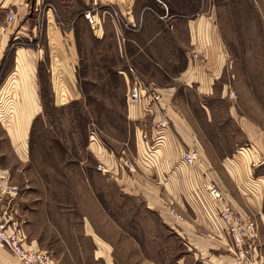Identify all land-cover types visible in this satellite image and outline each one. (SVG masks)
<instances>
[{
	"label": "crops",
	"instance_id": "crops-1",
	"mask_svg": "<svg viewBox=\"0 0 264 264\" xmlns=\"http://www.w3.org/2000/svg\"><path fill=\"white\" fill-rule=\"evenodd\" d=\"M59 1L63 17L53 16L51 0H0V10L6 13L15 7L18 15L37 12L39 6L47 9L44 44L46 58L52 65V52L60 53L62 64L66 60L60 24L73 28L81 23L90 25L86 14L94 16V20L107 17L117 33L122 24L132 39L117 38L131 44L133 70L162 96V101L152 108L145 102L128 105L127 119L135 124L137 135L131 161L125 156L132 164L130 169L120 167L123 155L107 150L97 154L100 165L108 172L97 171L117 188L110 194L118 197L121 207H131L137 217L124 222L116 214L120 220L116 221L103 205L102 214L110 220L102 215L101 221H94L85 212L78 221L77 208L52 202L47 205L45 199L30 194L31 190L21 193L11 183L8 172L0 168V223L16 222L23 233L24 246L48 251L58 264H124L131 250L133 262L141 261L145 239L150 246L151 239L142 237L139 231L143 209L145 213L159 215L164 227L194 256L209 264H235L225 227L215 215L216 204L206 193L207 186L214 184L226 205L256 220L259 252L264 258V125L256 122L253 113H236L234 105L222 116L215 113V106L209 105L216 100L231 102L229 94H235L228 90L235 63L229 59L215 16L167 11L169 5H174L173 0H76V5L75 0ZM79 6L84 13L72 14ZM12 24L6 33L0 34V66L9 51L6 42ZM51 36L56 41L53 45ZM68 37L71 39V35ZM30 49L34 56L24 47L14 49L9 71L15 69L17 52L22 63L27 55L34 67L35 82V71L44 60L37 57L35 48ZM73 68L69 64L68 70ZM171 69L174 74H167L165 82L153 80V70L162 75ZM10 72L6 75L10 87L4 86L8 94L3 98V107L6 111L18 109V113L8 115V122L17 126L18 118L22 125L34 114L23 110L28 109L30 101H35V85L27 78L13 86L11 77H7ZM216 85L222 87L217 98L213 93ZM16 97L20 106L15 104ZM222 119L238 126L242 141L234 147L221 144ZM161 123L165 128L159 127ZM191 150L198 151L200 161L186 166L182 158ZM145 155L146 161L141 160ZM138 156L139 161L135 159ZM169 209H174L182 220L170 214ZM0 264L18 263L12 255L0 250Z\"/></svg>",
	"mask_w": 264,
	"mask_h": 264
},
{
	"label": "rangeland",
	"instance_id": "rangeland-1",
	"mask_svg": "<svg viewBox=\"0 0 264 264\" xmlns=\"http://www.w3.org/2000/svg\"><path fill=\"white\" fill-rule=\"evenodd\" d=\"M51 2L53 16L63 17L60 1ZM173 2L167 11L214 15L229 59L235 63L234 77L229 80L228 90L235 92L236 99L229 98L231 102L216 100L209 105L215 106V113H221V116L234 105L236 113H253L256 122L264 125V0ZM74 3L76 5L77 1ZM39 7L37 12L18 15L15 7L6 13L0 10V34L6 33L11 26L9 24L14 26L6 42L9 51L0 66V168L8 172L11 183L18 186L21 193L31 190L30 194L45 199L47 205L52 202V205L77 208L78 221L85 212L94 221H101L104 207L114 220L128 222L137 217L136 213L128 205L121 207L118 197L110 194L117 188L97 171L100 165L97 154L107 150L130 160L136 151L135 124L129 122L126 115L128 105H132L127 98V77L131 78L129 69L133 70L135 65L133 50L130 43L117 38L132 39L128 35L131 33L126 32L122 24L117 33L112 23L107 22V17L102 21L98 18V21L92 16L90 25L81 23L76 28L60 24L66 60L62 64L60 53L52 52V65L46 58L44 44L47 9ZM80 7L71 13H84ZM10 15L14 16L12 21L9 20ZM51 40L53 45L56 41L52 36ZM22 47L29 49L33 56L34 51L30 48H35L37 57L44 60L40 69L35 71V82L34 67L27 55L23 56V63L26 61L23 65L17 52L15 69L9 71L13 66L14 49ZM69 64L72 68L74 66L70 71ZM182 65L180 62L179 66ZM174 71L171 69L160 75L153 70V80L163 83L168 79L167 74L172 75ZM8 72L7 77H11L13 86L27 78L32 79L35 85V101H30L28 109L23 110V113L34 114L22 125L19 118L17 126L8 122L9 113H18V109L6 111L3 107V98L8 94L6 87H10L6 84ZM221 91L222 87L216 85L213 91L216 98ZM15 101L20 106L17 97ZM221 123L224 128L221 144L229 148L239 144L242 139L238 126L224 119ZM147 158L145 155L141 160L146 161ZM135 159L139 161L140 156ZM32 191H38V194ZM139 219V231L142 237L151 239L150 246L145 239L141 246V261L133 262L131 250L126 256L129 260L124 264H209L183 246L181 240L164 227L159 215L145 213L142 209ZM2 251L11 255L5 249Z\"/></svg>",
	"mask_w": 264,
	"mask_h": 264
},
{
	"label": "built area",
	"instance_id": "built-area-1",
	"mask_svg": "<svg viewBox=\"0 0 264 264\" xmlns=\"http://www.w3.org/2000/svg\"><path fill=\"white\" fill-rule=\"evenodd\" d=\"M13 18L14 16L10 15L9 20L12 21ZM85 18L92 23L90 14H86ZM129 72L131 78L127 77L129 88L127 98L131 103L145 102L152 108L162 101V96L154 88L148 86L132 69H129ZM229 97L232 100L236 99L233 92L229 94ZM159 127L165 128L162 123ZM119 161L120 167L124 169L132 167L128 160ZM199 161L200 155L197 150L189 151L182 158V163L186 166L196 165ZM97 170L102 173L108 172L102 165H98ZM206 193L216 204L215 215L225 227L235 264H264V258L259 252L258 226L255 220L248 215L244 216L235 212L226 205L216 185L207 186ZM169 211L177 219L182 220L174 209H169ZM2 249L9 251L18 264H58L48 251L24 246V236L16 222L0 223V250Z\"/></svg>",
	"mask_w": 264,
	"mask_h": 264
}]
</instances>
